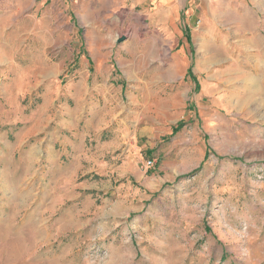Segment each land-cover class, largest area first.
<instances>
[{"label":"rangeland","instance_id":"1","mask_svg":"<svg viewBox=\"0 0 264 264\" xmlns=\"http://www.w3.org/2000/svg\"><path fill=\"white\" fill-rule=\"evenodd\" d=\"M28 12L0 27V264H264V0L103 72L58 68L73 41L21 72Z\"/></svg>","mask_w":264,"mask_h":264},{"label":"crops","instance_id":"2","mask_svg":"<svg viewBox=\"0 0 264 264\" xmlns=\"http://www.w3.org/2000/svg\"><path fill=\"white\" fill-rule=\"evenodd\" d=\"M250 2L252 0H0V27L6 25L8 18L12 23L18 22L21 15L29 11L26 37L34 43H42L43 49L26 52L25 62H19L23 73H35L33 68L39 63L49 65L52 58L48 48L56 41L74 42L73 52L58 63V68L62 69L73 56L82 68L88 67V63L91 70L103 72L112 43L122 42L123 37L152 42L148 51L151 58L161 51L164 41H177L178 45L181 42L184 46L177 53L181 56V51L186 53L188 48L185 44L191 40L186 25L190 26L196 8L202 6L217 22L234 24L237 18L240 19V11L248 9ZM183 15L186 35L178 25ZM123 26H128V30L123 31ZM83 39L89 45L85 52ZM26 79L29 77L20 78L16 88L27 87L23 84Z\"/></svg>","mask_w":264,"mask_h":264},{"label":"built area","instance_id":"3","mask_svg":"<svg viewBox=\"0 0 264 264\" xmlns=\"http://www.w3.org/2000/svg\"><path fill=\"white\" fill-rule=\"evenodd\" d=\"M154 162H155V160H154L153 158H148V159H146V161L144 162L143 167H145L146 169H148V168H150V167H152V166L155 165Z\"/></svg>","mask_w":264,"mask_h":264},{"label":"water","instance_id":"4","mask_svg":"<svg viewBox=\"0 0 264 264\" xmlns=\"http://www.w3.org/2000/svg\"><path fill=\"white\" fill-rule=\"evenodd\" d=\"M125 39V37L121 38L120 41H123Z\"/></svg>","mask_w":264,"mask_h":264},{"label":"trees","instance_id":"5","mask_svg":"<svg viewBox=\"0 0 264 264\" xmlns=\"http://www.w3.org/2000/svg\"><path fill=\"white\" fill-rule=\"evenodd\" d=\"M190 73H191V69H190Z\"/></svg>","mask_w":264,"mask_h":264}]
</instances>
